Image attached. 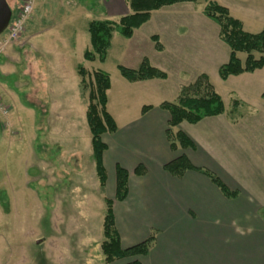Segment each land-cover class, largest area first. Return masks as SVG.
I'll return each mask as SVG.
<instances>
[{
    "label": "crops",
    "instance_id": "1",
    "mask_svg": "<svg viewBox=\"0 0 264 264\" xmlns=\"http://www.w3.org/2000/svg\"><path fill=\"white\" fill-rule=\"evenodd\" d=\"M230 1L222 0L221 3L241 20L246 31L256 33L248 30L240 17H246L251 25L259 24L261 30L264 26V0H235L243 10H236L234 1ZM159 10L152 11L149 20L144 23L152 22L156 30L143 32L142 24L126 39L135 37L137 41L146 40L149 43L150 36L156 34L163 49L156 50L150 45L147 53L139 51L133 59L139 65L146 57L151 66L165 72L166 78L130 82L121 76L119 87L114 91V98L124 99L119 110L109 103V91L113 92L111 80L107 90L106 110L114 120L116 130L101 136L106 144L102 154L106 182L100 195L114 199L116 166L128 171L127 196L123 200H113L112 204L120 244L126 248L154 233L149 250L138 257L141 264H264V214H260L264 212V98L261 97L264 67L221 80L218 68L227 62L229 48L219 40L218 29L207 22L217 34L212 44L211 37L205 36L197 41L187 34L184 38L183 32L179 33L180 26L184 24L174 21L173 15H164ZM67 12L68 19L75 14H88L78 4L70 9L68 7ZM128 12L125 0H104V16L101 19L119 18ZM46 31L30 33L27 43L33 46ZM47 42L41 43L45 50L50 48ZM71 42L72 39L63 45L67 51H63L57 61L46 62L51 97L47 122L51 141H62L68 137L67 118L70 112H67L70 108L67 101L63 102L62 95L67 98L69 89L63 86L66 83L63 55L71 50ZM4 51L0 55V104L6 112L0 108V146L13 149L17 142L15 85L26 86L27 82L15 80V61H18L15 59V46ZM201 73L208 76L221 96L225 111L204 117L196 123H180L173 130L185 133L194 143V148L177 147L171 150L165 135L169 115L160 104L173 101L179 92L177 85L188 84ZM182 74H185V80H179L173 88L170 87V79ZM87 75L91 73L87 72ZM229 81H234L235 86L244 82L245 88L244 85L238 86L239 90L229 88L227 106L215 83L221 86ZM78 86L81 88L80 77ZM130 94L134 97H129ZM126 99L133 100L129 108L124 107ZM144 101L152 102L143 104ZM144 105L150 108L142 112ZM69 127L72 130L74 125ZM53 132L58 133L61 139H55V135L52 137ZM28 154L35 156L30 147L25 158L29 157ZM180 154H184L196 167L215 174L229 190L237 192L236 196H225L197 170H187L181 176H173L164 170L163 165ZM139 164L145 168L142 176L133 172Z\"/></svg>",
    "mask_w": 264,
    "mask_h": 264
},
{
    "label": "rangeland",
    "instance_id": "2",
    "mask_svg": "<svg viewBox=\"0 0 264 264\" xmlns=\"http://www.w3.org/2000/svg\"><path fill=\"white\" fill-rule=\"evenodd\" d=\"M6 1L11 12L20 2ZM208 1L222 4V0H197L176 3L173 7L165 6L159 11L167 16L173 15L174 21L184 24L179 30L184 38L187 34L197 41L205 36L211 37L212 44L217 34L211 27L218 29V26L202 13ZM230 2L236 4L235 0ZM77 4L88 14H75L74 18L68 19L67 8ZM234 8L243 10L237 4ZM103 11L104 0H34L33 10L18 39L4 45L1 39L6 36L5 30L0 33V55L5 52L4 49L14 45L15 59H18L15 61V80L27 82L26 86L15 85L17 142L13 149L0 146V264H104L100 243L105 203L98 188L91 157L90 133L85 120L88 87L79 88L75 66L82 63L89 74L97 68L107 72L113 84V92L109 91V103L119 110L124 99L120 101L114 98L119 79H122L117 67L137 68L138 63L133 55L139 51L147 53L153 44L146 40L137 41L135 37L127 40L114 32L104 63L83 59L82 52L89 47L87 23L101 19ZM240 18L245 21L248 30L259 31V24L251 25L246 17ZM110 20L117 21L118 17ZM154 26L152 22L144 24L142 31H151ZM45 29L46 33L39 36L33 46L27 43L30 33ZM71 39L72 48L63 55L66 65V83L63 86L69 89L67 98L62 95L63 102L67 101L70 108L67 112H70L67 118L68 137L62 141H51L47 122L51 97L46 62L57 61L62 52L67 51L63 45L66 41L70 43ZM42 41L49 42L50 51L42 48ZM238 57L243 61L245 54L239 53ZM184 75L171 78L169 86L173 88L179 80H185ZM243 83L235 86L234 81H229L225 85H215L228 106L229 88L237 90ZM179 84L177 88L185 83ZM129 97L134 95L130 94ZM125 101L124 107H131L133 100ZM144 102L148 104L152 101ZM70 125H74L72 130ZM54 135L57 136L55 139H61L58 133L53 132L51 136ZM28 147L35 154H28L29 159L25 158ZM125 261L128 259L110 264Z\"/></svg>",
    "mask_w": 264,
    "mask_h": 264
},
{
    "label": "trees",
    "instance_id": "3",
    "mask_svg": "<svg viewBox=\"0 0 264 264\" xmlns=\"http://www.w3.org/2000/svg\"><path fill=\"white\" fill-rule=\"evenodd\" d=\"M196 1L125 0L129 12L120 16L117 21L96 19L87 23L90 47L84 50L83 58L88 61L104 62L114 32L124 38H129L135 29L149 20L152 11L176 3ZM202 13L218 26V38L229 48L227 62L218 68V76L221 80L245 72L251 73L264 67V26L256 33L246 31L241 20L234 17L226 6L216 1H208L204 5ZM150 39L156 50L163 49L156 34H152ZM239 53L245 54L243 61L238 57ZM117 68L120 75L130 82L151 78H166L165 72L151 66L146 57L142 58L135 69L121 65ZM76 70L80 77L81 88L88 87L85 119L90 133L91 157L94 162L95 175L98 187L103 191L106 182V171L102 162V154L106 149V144L102 141L101 136L105 132L112 133L116 130L115 122L106 110L110 76L100 69H95L91 72V75H87L82 63L77 64ZM261 97L264 98V91ZM160 107L165 109L169 115L165 135L171 150H176L177 147L194 148V143L185 133L179 129L173 130L180 123H196L204 117L222 114L225 111L221 96L215 91L208 76L204 73L199 74L192 82L181 85L177 97L173 101L162 102ZM149 108V105H144L142 112ZM163 168L173 176H181L187 170H197L207 176L225 196L234 197L237 194V192L229 190L209 170L193 165L184 154H180L165 163ZM133 172L138 176H142L145 173V168L139 164ZM128 174L125 168L117 165L114 199L103 198L105 209L100 250L104 264L127 259L128 261L120 264H141L138 257L147 253L155 238L154 233H151L147 238L132 246L123 248L120 244L112 204L113 200H123L127 196Z\"/></svg>",
    "mask_w": 264,
    "mask_h": 264
},
{
    "label": "built area",
    "instance_id": "4",
    "mask_svg": "<svg viewBox=\"0 0 264 264\" xmlns=\"http://www.w3.org/2000/svg\"><path fill=\"white\" fill-rule=\"evenodd\" d=\"M33 6L34 0H20L17 4L16 10L7 25L5 32L6 36L1 39L4 45L9 44L20 37L24 31L25 22L33 10ZM0 108L3 112H6L1 104Z\"/></svg>",
    "mask_w": 264,
    "mask_h": 264
},
{
    "label": "water",
    "instance_id": "5",
    "mask_svg": "<svg viewBox=\"0 0 264 264\" xmlns=\"http://www.w3.org/2000/svg\"><path fill=\"white\" fill-rule=\"evenodd\" d=\"M11 17V9L6 0H0V33L4 31Z\"/></svg>",
    "mask_w": 264,
    "mask_h": 264
}]
</instances>
